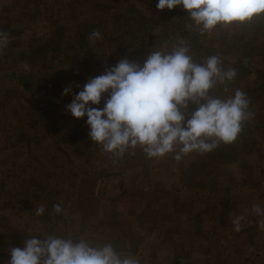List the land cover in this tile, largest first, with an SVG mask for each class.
Masks as SVG:
<instances>
[{
	"label": "rangeland",
	"instance_id": "374dc122",
	"mask_svg": "<svg viewBox=\"0 0 264 264\" xmlns=\"http://www.w3.org/2000/svg\"><path fill=\"white\" fill-rule=\"evenodd\" d=\"M157 3L0 0V29L9 33V43L0 55V264L11 259L7 256L11 248H23L33 236L78 241L74 237L82 229L84 213L70 193L90 190L88 182L94 183L101 202L96 207L98 217L90 219L84 229L89 234L98 224L100 235L112 232L108 218L111 213L117 215L126 222L120 232L131 241L128 250L118 253L122 257L131 256L139 264H264V230L259 228L264 217L252 211L254 204L264 208V60L258 64L260 42L244 49L247 64L241 59L244 65L238 68L226 65L225 69H237L234 80L210 91L224 99L236 89H246L255 96L248 99L260 119L252 117L244 123L245 138L239 134L235 142L221 143L211 152H192L177 162L175 153L150 159L139 148L129 149L122 168L126 155L112 157L100 148L96 151L100 145L91 140L90 130L79 128L87 117L77 119L66 111L90 77L102 75L119 60L127 58L142 66L153 50L165 44L168 47L163 50H171L175 37L169 42H163L164 38L171 37L176 26L186 27L191 21L182 5L158 10ZM162 16L173 23L166 35L161 23L154 28ZM225 29L231 33L234 24ZM94 30L101 32L102 39L92 42L88 35ZM216 31L207 41L219 37ZM190 35L202 34L192 29ZM215 50L227 54L219 44ZM237 60V56L231 58ZM30 71L36 78L32 93L10 78ZM65 87H71L72 93L63 95ZM104 104L103 97L100 105L91 106L102 109ZM197 108L192 102L187 107ZM182 111L186 123L194 111ZM137 192L154 193L155 207ZM49 201L59 204L62 211H48ZM40 206L45 212L38 216ZM148 206L159 216L147 214ZM54 214L57 223L48 218ZM237 215L246 216L239 232L232 224Z\"/></svg>",
	"mask_w": 264,
	"mask_h": 264
},
{
	"label": "clouds",
	"instance_id": "9594fccd",
	"mask_svg": "<svg viewBox=\"0 0 264 264\" xmlns=\"http://www.w3.org/2000/svg\"><path fill=\"white\" fill-rule=\"evenodd\" d=\"M188 12L191 23L186 27L200 34L211 33L217 27L245 23L264 16V0H158V10H173L178 6ZM88 39H102L94 30ZM9 43V33L0 30V48ZM167 44L153 50L143 66L127 58L119 60L102 75L90 77L83 89L74 94L66 111L77 119L87 117L91 140L101 151L112 157H122L129 149L139 148L148 158H160L175 153L179 162L192 153H208L221 143L231 144L238 139L243 125L253 113L249 110L247 93L236 89L221 99L210 95L217 84H225L237 77V69L223 67L219 55L195 63L187 41L178 40L170 51ZM29 70V65L24 66ZM72 93L71 87L63 95ZM105 93H109L102 109ZM204 101V102H201ZM189 102L198 105L185 123L182 109ZM60 213L59 204L53 205ZM257 216L264 217V208L252 206ZM45 207L36 209L42 215ZM245 215L232 219L236 232L241 231ZM264 230V220L259 222ZM24 247L10 249L7 264H139L131 256L122 257L111 243L93 246L87 240L74 241L56 235L37 239L33 236Z\"/></svg>",
	"mask_w": 264,
	"mask_h": 264
},
{
	"label": "trees",
	"instance_id": "16d2710c",
	"mask_svg": "<svg viewBox=\"0 0 264 264\" xmlns=\"http://www.w3.org/2000/svg\"><path fill=\"white\" fill-rule=\"evenodd\" d=\"M174 10V9H173ZM167 12H164V15ZM77 15V14H76ZM2 17V16H0ZM161 23V24H160ZM157 24L161 25V29L163 34L166 35V32L170 30V26H173V23L171 22V20L166 17V16H162L159 20H157L155 22V26L154 28H158ZM226 26H220L217 27L216 30L212 31L211 33H205L203 35H201L200 37H193L191 38L190 35V30L187 27H182V26H176L174 28L173 34L171 37L166 36L163 40V42H169L170 39H173L175 37V42L176 43L178 40H185L188 43L189 49H190V55L193 59V61L195 63H203V61L205 60L206 57L211 56V55H219L222 58L223 61V67L226 68V65L228 66H234L237 67L239 65H244L243 62H241L240 60L242 59V61H244L246 64L248 63L246 60H244L243 58H247L246 56H244L243 51L244 49L248 46L253 44L255 41H257L258 43L260 42V47H261V53H260V57L262 58L258 64H261V61L264 60V16H258L253 18L251 21L245 22V23H239V24H234V30L232 29L231 33L230 31H227V29H225ZM89 28H92L89 27ZM1 30V29H0ZM218 32L219 37L215 38V37H211L208 39V35L212 34L213 32ZM253 35L255 36L256 39L252 40L249 39L250 36ZM263 39V42H261L260 40ZM231 43V46H227V43ZM219 44L220 48L221 47H225L226 48V55L224 56V54H221V52H215V48L216 45ZM11 47V46H10ZM2 49V51H0V55L3 52V49H6L5 47L0 48V50ZM5 56V55H4ZM237 56L238 60L235 61H231V58ZM141 58V57H140ZM254 59V58H253ZM253 62H255V60H253ZM255 65V64H254ZM143 66V64H142ZM238 68V67H237ZM10 78H12V82L15 83L17 86H20L24 89L25 92L28 93H32L34 91L35 88V75L33 71H30L28 73L25 72H21L19 74H13L12 76H10ZM263 78V77H261ZM80 89H78L79 91ZM242 91L247 93L248 98H254L255 96L249 92L246 91V89L242 88ZM258 91L255 90V93H257ZM106 100L108 99L109 96H103ZM256 101H258L256 99ZM184 110V109H182ZM189 112L194 111V109H186ZM249 110L253 113L254 119L259 120V115H256V109L253 106V104L250 103L249 105ZM41 115H43L42 112H40ZM82 131H86V130H90L89 126L87 125V122H81L80 127ZM242 130H246V126L243 127ZM240 136L242 138H245V131H242L240 133ZM5 148V146H3ZM98 147V146H97ZM99 148L101 149V147L96 148V151L99 150ZM125 158L126 160L124 162H122V168H125L127 161H128V154H125ZM61 178V177H60ZM216 179V178H215ZM84 181V179H83ZM87 181V180H85ZM88 182V181H87ZM216 180H212V183L214 185H216ZM91 184V189L87 190L86 192H84L83 190H78L76 193H70V197H73V195H75L76 199H77V204L79 206L80 209L83 210V223H82V229L80 230V232L78 233L76 238L77 240L80 239H85L88 242H92L93 246H97V245H103L105 243H111L114 247V249L116 250L117 253H122L124 250H128V248L131 247V241L129 239V235L127 234L125 237V235L122 234L121 228L126 224V222H123V220H119L117 215H113L111 213V216L108 218L110 219L109 223H110V227L113 228L112 232H106L103 235H100V230H99V226L98 224L95 225L94 230L90 231L89 234H87L88 232H86L87 230L84 229L86 227V224L89 223L88 221L90 219L93 218H97L98 217V210H96V207L100 205L101 202V197L98 198V195H96V193L94 192V183L93 182H88ZM138 193V192H137ZM141 196L144 195V197H147L146 199L148 200V203H152V207H155V203H157V198L153 197V195H155L154 193L152 194H148V196H146L145 194L142 193H138ZM153 197V198H152ZM156 200V201H155ZM76 201V200H75ZM50 203V204H49ZM49 206L48 207V211L53 210V205H56V203L49 201L48 202ZM29 209H32L31 207ZM154 212L149 210V206H148V210L147 207L145 209V211L147 212V214L151 213L154 216L152 217H158V211L154 208L153 209ZM158 215V216H157ZM50 219V221H52L53 223H57L58 221V217L54 214L51 217H48ZM142 221V218H140ZM140 221V220H139ZM137 222V224H133L138 225L141 223ZM151 221H155V218L152 219ZM122 225V226H121ZM110 227H108L107 229L110 230ZM120 228L119 231L117 228ZM108 230V231H109ZM112 230V229H111ZM128 232V231H127ZM58 235V234H57ZM68 237V235H67ZM67 239H71V238H67ZM8 257H10L9 255H7ZM11 258V257H10Z\"/></svg>",
	"mask_w": 264,
	"mask_h": 264
},
{
	"label": "crops",
	"instance_id": "0c3cea01",
	"mask_svg": "<svg viewBox=\"0 0 264 264\" xmlns=\"http://www.w3.org/2000/svg\"><path fill=\"white\" fill-rule=\"evenodd\" d=\"M0 51H2V49ZM4 55L6 56V54H4Z\"/></svg>",
	"mask_w": 264,
	"mask_h": 264
}]
</instances>
